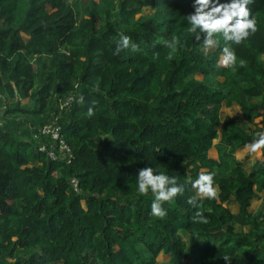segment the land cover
<instances>
[{"label":"trees","instance_id":"1","mask_svg":"<svg viewBox=\"0 0 264 264\" xmlns=\"http://www.w3.org/2000/svg\"><path fill=\"white\" fill-rule=\"evenodd\" d=\"M193 2L0 0V264H264V149L240 160L264 132V0L249 5L258 31L231 45L235 71L220 65L222 35L205 55L188 31ZM121 33L139 50L116 53ZM222 105L239 116L220 119ZM52 115L68 162L31 138ZM144 167L184 186L163 219L138 192ZM202 172L218 200L197 196ZM197 210L207 223L192 222Z\"/></svg>","mask_w":264,"mask_h":264},{"label":"clouds","instance_id":"2","mask_svg":"<svg viewBox=\"0 0 264 264\" xmlns=\"http://www.w3.org/2000/svg\"><path fill=\"white\" fill-rule=\"evenodd\" d=\"M253 0H230L227 3H220V0H194V12L187 15L185 20L190 25L188 31L195 37L196 41L201 40L203 33L202 47L204 54L207 55L209 50L215 49L219 45L216 39L217 34L222 35L225 46L222 49L220 65L232 71L237 67V56L231 45H239L242 41L254 35L257 31V21L251 16L249 5ZM117 41L116 53L124 49H131L132 52L138 51V46L134 44L128 35L119 34ZM163 46L169 49L167 59L171 60L181 47L180 37L173 36L163 41ZM159 54H154L153 59H158ZM246 61L239 60V67H244ZM83 103V97L79 101ZM96 101H92L87 108V116L91 118L95 115ZM258 139L245 147L251 153H257L264 149V132L257 133ZM138 192L148 194L151 191L154 194V200L151 203L150 214L159 219H163L167 212L162 207L164 202L174 203L177 195L184 194V186L178 184L177 178L165 175L164 173L154 174L152 167H144L139 170L137 175ZM200 200H218V187L214 186V174L200 173L198 178L192 184ZM188 203L196 206V197H191ZM194 223H207L204 214L197 210L191 217ZM225 264L231 260L229 255H224Z\"/></svg>","mask_w":264,"mask_h":264},{"label":"built area","instance_id":"3","mask_svg":"<svg viewBox=\"0 0 264 264\" xmlns=\"http://www.w3.org/2000/svg\"><path fill=\"white\" fill-rule=\"evenodd\" d=\"M69 102H71V97L60 102L59 108L67 107ZM57 117L58 115H52L46 123L37 127L31 133V138L36 143L37 151L44 153L48 159L68 162L71 152L60 134ZM69 184L73 191H77V184L73 178L69 180Z\"/></svg>","mask_w":264,"mask_h":264},{"label":"rangeland","instance_id":"4","mask_svg":"<svg viewBox=\"0 0 264 264\" xmlns=\"http://www.w3.org/2000/svg\"><path fill=\"white\" fill-rule=\"evenodd\" d=\"M67 2H71L73 0H66ZM114 4H115V0H109L108 9H113L114 8ZM146 12V10L144 11V13ZM203 50V48H202ZM213 50V49H212ZM211 50H209L210 52ZM204 53V50L202 51ZM218 115L220 117V119H222V117H224L225 115L231 117V118H236L239 116L238 114V110L237 107L235 106H230V107H225V106H221L218 112ZM216 140H213V145L215 144ZM208 155L215 158L216 156V151H215V147L212 146L209 151H208ZM235 155V154H234ZM237 156V153L235 155V157ZM242 156H245L247 158V160H243L242 158L240 160L244 161L246 163V165H248L250 162H252V160L254 158H256L258 156V152L257 153H251L247 148H244L242 150ZM237 158V157H236ZM249 210L250 211H262V204L261 202L257 199V200H251L250 204H249ZM156 261L158 264H164L162 261V257L158 256L156 257Z\"/></svg>","mask_w":264,"mask_h":264},{"label":"crops","instance_id":"5","mask_svg":"<svg viewBox=\"0 0 264 264\" xmlns=\"http://www.w3.org/2000/svg\"><path fill=\"white\" fill-rule=\"evenodd\" d=\"M225 116H227V115H225ZM223 118V117H222ZM211 157V156H210ZM213 158V157H212Z\"/></svg>","mask_w":264,"mask_h":264}]
</instances>
